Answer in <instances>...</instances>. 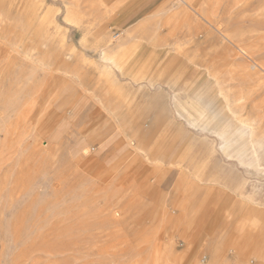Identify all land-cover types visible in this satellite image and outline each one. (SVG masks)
<instances>
[{"label":"rangeland","instance_id":"1","mask_svg":"<svg viewBox=\"0 0 264 264\" xmlns=\"http://www.w3.org/2000/svg\"><path fill=\"white\" fill-rule=\"evenodd\" d=\"M125 1L0 0V264H256L210 244L264 212V0Z\"/></svg>","mask_w":264,"mask_h":264},{"label":"crops","instance_id":"2","mask_svg":"<svg viewBox=\"0 0 264 264\" xmlns=\"http://www.w3.org/2000/svg\"><path fill=\"white\" fill-rule=\"evenodd\" d=\"M150 1L151 0H126L122 6L123 9L121 8L115 18L117 22L116 25L119 26L123 22L126 24L128 22L139 21L144 12H146L148 5L151 4ZM125 24L122 26L124 27ZM172 172L173 170H168L165 178L160 180V196L164 199L168 195L170 199L175 193V203L180 207L181 200L179 198L184 197L185 186L183 185V181L185 177H183V175L178 176V174L174 177L175 174ZM214 204L216 205V203ZM221 210L219 209V212ZM202 218L204 219L205 217ZM233 220H235V223H233V225L231 224L232 228H225L222 236L223 239L219 238L217 241L210 244L211 248H214L213 256L217 257L218 254L223 252H228L230 254L234 252L237 254L236 257H238V259L246 260L248 257H253L256 264H264L263 210L254 209L245 205L242 208L240 216ZM251 226H254V229H251ZM200 233H197L195 236ZM216 235H218V233L214 230L212 238Z\"/></svg>","mask_w":264,"mask_h":264},{"label":"bare ground","instance_id":"3","mask_svg":"<svg viewBox=\"0 0 264 264\" xmlns=\"http://www.w3.org/2000/svg\"><path fill=\"white\" fill-rule=\"evenodd\" d=\"M193 109L195 110V108H193ZM206 109H207V108H206ZM206 109H205V110H206ZM205 110H204V111H205ZM197 111H198V110H197ZM214 111H215V110H214ZM202 114H203V113H202ZM214 114H215V113H214ZM192 116H193V115H192ZM200 117H201V115H200ZM233 124H234L233 126H235V129H237L238 127L235 125L234 122H233ZM224 128H225V129H223V135H222V136H226V135H227V137L230 136V137H231V140H232L231 142H234L235 140H233V137H235V134H233V130H232V127L230 126V122H229V123L226 122ZM234 131H235V130H234ZM243 131H244V128H243ZM237 135H238V134H237ZM253 137H254V136H253ZM235 139H236V138H235ZM245 139H246V136H245ZM255 139H256V136H255ZM238 140H239V139H238ZM241 140L245 142L247 139H246V140L241 139ZM253 140H254V139H253ZM242 141H241V142H237V143H236V141H235V143H236V144L239 143V145H240V144L242 143ZM254 142H256V141H254ZM259 142L262 143V141H259ZM235 143H234V144H235ZM247 143H249V142H247ZM257 143H258V142H257ZM257 143H256V144H257ZM263 143H264V140H263ZM236 144H235V145H236ZM244 144H245V143H244ZM251 144H252V141H251ZM242 145H243V144H242ZM257 145L259 146V144H257ZM263 146H264V145H263ZM234 147H235V146H234ZM261 147H262V146H261ZM239 148H241V147H239ZM244 148H245V147H244ZM261 149H262V148H261ZM263 150H264V149H263ZM254 151H255V150H254ZM258 151L260 152V150H258ZM250 152H251V151H249V149H248V150H247V149H244V151H243V155H241V156H244V157H247V158H248V155L251 154ZM259 152H257V153H259ZM239 153H241V152H239ZM252 153H254V152H252ZM241 154H242V153H241ZM259 154H260V153H259ZM263 154H264V152H263ZM255 155H256V154H255ZM256 156H258V154H257ZM261 156H262V155H261ZM247 158H246V159H247ZM261 158H262V157H261ZM243 159H244V158H243ZM241 160H242V159H241ZM256 160H257V159H256ZM246 161H247V160H246ZM246 161H245V162H246ZM259 161H260V159H259ZM259 161H258V162H259ZM242 162H243V160H242ZM247 162H248V161H247ZM262 162H263V161H261L260 163L262 164ZM243 163H244V162H243ZM261 164H260V165H261ZM262 166H263V164H262Z\"/></svg>","mask_w":264,"mask_h":264}]
</instances>
